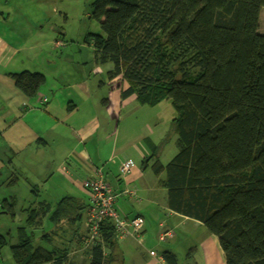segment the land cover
<instances>
[{"label": "trees", "instance_id": "1", "mask_svg": "<svg viewBox=\"0 0 264 264\" xmlns=\"http://www.w3.org/2000/svg\"><path fill=\"white\" fill-rule=\"evenodd\" d=\"M92 5L105 34H93L96 57L114 63L111 79L121 75L128 82L122 96L136 94L151 106L170 98L177 110L171 124L178 153L167 164L156 150L143 159L144 168L152 162L156 175L164 173L168 207L214 233L226 264H264V0H93ZM9 74L29 97L47 79L40 71ZM87 197L84 206L65 195L54 205L29 207L27 225L10 246L15 263L124 264L109 219L101 237L89 239V262L69 261L68 250L33 245L27 228L41 227L46 216L55 228L69 218L82 220ZM0 205L13 212L8 199ZM87 234L88 239V228ZM8 244L9 236L0 232V254ZM163 257L177 264L174 252Z\"/></svg>", "mask_w": 264, "mask_h": 264}, {"label": "rangeland", "instance_id": "2", "mask_svg": "<svg viewBox=\"0 0 264 264\" xmlns=\"http://www.w3.org/2000/svg\"><path fill=\"white\" fill-rule=\"evenodd\" d=\"M92 3L93 0H1L0 34H9V37L17 44H22L20 48L23 52L18 56H22L26 51L29 53H36L39 50L47 51L48 47H44L40 41L45 43V39H51L53 42L50 44L52 62H46L44 67L47 79L42 88L45 90L51 88H61L63 91L74 90V93H71L77 101L81 98L79 95L84 97L86 101H81L80 112L74 114L78 123L87 120L93 114V116L99 117L100 124L103 126L102 130H106L107 126L112 124L110 133L119 127L118 135L120 134V137L123 136L130 140L132 138L130 125L133 126V129L150 128L149 130L157 145V149H155L157 156L164 164H167L179 151L178 135L172 130L171 124L172 118L177 115V110L170 98L164 99L156 106L142 105L136 98H132L122 106L120 118L117 116L111 123V117H109L108 108L105 107L103 99L111 97L110 91L113 84L116 87L120 86L122 78H115L112 81L108 77V71L114 68V63H102L96 57L93 34L103 36L105 34L100 21L92 16ZM11 11L12 13L9 15ZM41 22L44 24V29L40 27ZM51 26L56 27V29L49 31ZM260 32H264V7L260 12ZM42 33L46 36L41 37ZM56 37L60 39L57 42L61 46L60 48L54 47ZM32 68H35L34 65ZM46 100L48 99L46 98ZM55 111L58 112V108ZM58 116L61 120L67 118L63 111H59ZM118 120H120V126L117 124ZM124 128H126L125 132ZM67 130L70 134V130L68 128ZM62 136H67L65 131L61 132L60 141ZM68 144L70 141L62 143V146ZM87 148L101 158L110 152L108 146L102 150L92 142L87 144ZM153 152L151 149V153ZM127 153H135V150L130 147ZM41 154L42 150L30 149L29 152H21L18 157L10 148L0 146V200L8 199L10 204H14L12 213L5 212V209L1 208L0 205V232L7 234L10 239V244L1 249L2 264H16L12 258L10 246L18 242L19 227L27 225L28 208L38 206L43 199H49L55 203L67 194L65 193L68 189L65 176H58L57 173L50 181L45 180V178L39 179L38 164L44 165V168L52 165L47 161L38 163ZM2 155L5 156L1 157ZM134 160L136 162L135 158ZM103 163L106 161L102 159L98 165L104 168ZM137 163L142 166L143 158L141 157ZM116 171V168L110 166L104 169L107 174V181L112 185L116 178ZM147 171L149 175L155 177L156 181L164 177V173L160 176L156 175L151 166L147 168ZM73 194L78 195L80 193L76 191ZM137 195L135 199L129 198L131 200L128 201L130 202L128 206L123 205L126 210H129V213H133L132 201L137 203L142 194L137 193ZM155 195L157 201H160L164 195H167V189L160 186ZM117 206L121 213L126 214L127 211L124 207L120 204ZM7 209L10 211L11 206ZM158 213L161 215V219H169L167 209L162 208ZM176 219L174 218L170 222L177 234L180 233L178 244L176 247H172L176 251L177 264H208L207 254L210 256L211 253L216 252L217 247L222 250L218 237L204 224H198L191 220L185 224H179ZM84 225L86 226V220ZM52 227H54L52 222L44 218L41 227L27 228L35 247L43 246L50 249L56 246L66 245L68 247L71 245L68 241L70 238L66 233V230L70 231V229L62 226L53 232ZM82 227L84 226L81 223L80 228ZM158 234L159 228L151 230L150 236L153 239L151 244L146 243L144 237V242L141 244L132 238H118L116 250L122 254L124 264H139L140 257L147 258V255L150 257L152 250L157 253L155 257L159 260L157 262L154 259L155 264H162L160 263L161 257L168 248L165 243H173L176 240L166 237L167 240L162 241ZM86 250L84 245L76 247L70 256L78 259L77 262H86L89 259ZM221 255L215 253L214 264H223L220 261Z\"/></svg>", "mask_w": 264, "mask_h": 264}, {"label": "crops", "instance_id": "3", "mask_svg": "<svg viewBox=\"0 0 264 264\" xmlns=\"http://www.w3.org/2000/svg\"><path fill=\"white\" fill-rule=\"evenodd\" d=\"M11 13L12 11L9 12V15H11ZM40 27H43L42 29H44V24L42 22ZM52 29H56V27L51 26L49 31ZM43 34L44 33L41 34V37L46 36V34ZM58 40L60 39L56 37L54 41V47L56 48L61 47L57 44ZM40 42H42L44 47H48L47 51L42 52L39 50V52L36 53H29L26 51L22 56H18L23 52L20 48L22 44H17L9 37V34H0V146H4L7 149L10 148L11 151L18 155V157L23 151L29 152L30 149L42 150L38 163L47 161L52 165L44 168V165L38 164L37 171L40 170L39 179L42 180L45 178V180L50 181L55 175H57V173L58 176H65L66 179H64L68 186V189L66 190L67 192H65L67 194L65 195H71L78 198L79 203H81L82 206L89 204L87 192L83 183L94 176L93 170L100 167L98 163L103 159V161H106V163H103L105 165L104 168L101 167L103 170L107 166L117 169L116 178L113 184L114 186L111 184L115 192L120 193L126 188V186H129L136 188L138 193L142 194L137 203L134 201L131 203L133 206V213H129V210H126L123 205L128 206V203H130L128 201L132 198L135 199V197L121 194L119 196L121 198L118 197L117 204H120L127 211L125 212L126 214L123 212L122 214L127 217L140 214L145 217L143 237L145 238L146 243H152L153 239L150 236V232L154 228H159V237L165 232V230L169 228L173 229L174 236L168 238L176 241L173 243H165V246L168 247L166 251H172L176 254V251L172 247H176L178 244L180 233L177 234L176 229L172 226L173 224L170 220L177 218L176 220L179 221V224H185L189 220L198 224L202 223L196 219L189 218L188 216L171 210L168 207L167 195H164L163 199H160V201H157L155 198V193L157 192L158 187L162 186L160 181L161 178L159 181H156L155 177L149 175L147 171L148 167L144 168L143 163L142 166H139L137 163L141 157L143 159L150 157L155 153V149H157L155 147L157 146L155 144V139L152 137V133L149 130L150 128H143V130L138 128L133 129V126L130 125L132 130V138L130 140L123 136L120 137V134L118 135L119 127L117 130L115 129L110 133V126L112 124L108 125L106 130H102L103 126L100 124L99 117L93 116V114H91L90 118L87 120L78 123L74 114L80 112V103L81 101L86 100L81 95H79L81 97L78 99L79 102L75 100V96L71 93H74V90L63 91L61 88L45 90L41 86L39 93L36 96H26L16 87L14 79L9 73L31 70L40 71L46 75L44 67L47 63L52 62V47H50V44L53 42H51V39H45V43L43 41ZM33 65L35 68H32ZM119 77L122 78L121 75L115 78ZM115 78L110 79L113 81ZM128 86V82L122 78L120 86L116 87L115 84H113L112 90L110 91L111 97L103 99L105 107L108 108L111 123L117 116L120 118L123 105L129 100H132V98L137 99L136 94L127 97L122 96V91ZM45 97L48 100L44 101L43 99ZM57 108L58 112L63 111V113H66L67 118L65 120L59 118L60 116H58V112L55 111ZM70 120L72 122H69ZM117 124L120 126V120H118ZM67 128L70 130V134L68 133ZM62 131H65L67 136H62L60 141ZM125 131L126 128H124V132ZM66 141H70V144L62 146V143H65ZM90 142L95 143L102 150H105L106 146L109 147L110 152L107 156H104L105 159L104 157L101 158L99 155L88 150L87 144ZM142 142L144 143L142 144ZM130 147L135 150V153H127V150ZM151 149H153V153H151ZM3 156L5 155H2L1 157ZM133 157L136 159V162ZM124 159H132L134 161L131 172L127 175L122 174L119 170L121 162ZM151 164L149 166H151ZM76 191H79L80 194H73ZM51 201L52 200L49 199H43L41 202L47 203ZM54 204H56V202L52 203V205ZM162 208L168 210L169 219H161V215L158 211H161ZM86 212L87 209L85 210V215L82 220L74 221L69 218L65 221L63 220L60 223L61 226L59 228H55V226L52 227L53 232L54 230L62 228V226L70 229V231L66 230V233L70 238L68 241L71 245L68 247L66 245L56 247L66 251L68 250L69 261L76 263H82L77 262L78 259L76 260V258L70 256V254L75 251L76 247H82L83 245L84 249L90 247V240L89 238L87 239L88 234L86 232V226L84 225ZM44 218L49 219L48 216ZM81 223L84 226L82 228H80ZM128 238L136 240L139 244L144 242L140 241L138 238ZM88 249L89 248L86 250L87 253ZM215 253L219 255L224 254L223 250L217 247L216 252L211 253L210 256L207 254L208 264L215 263ZM156 255L157 253L154 255L150 254V257L147 255V258L140 257L139 264H155L154 259L156 261L158 260L155 257ZM88 257H90L89 254ZM220 261L221 263L226 264L224 255H221ZM86 262H89V259ZM160 263L165 264L167 261L164 257H161Z\"/></svg>", "mask_w": 264, "mask_h": 264}, {"label": "built area", "instance_id": "4", "mask_svg": "<svg viewBox=\"0 0 264 264\" xmlns=\"http://www.w3.org/2000/svg\"><path fill=\"white\" fill-rule=\"evenodd\" d=\"M133 164L131 159L123 160L120 165L121 173L127 175ZM93 172L94 176L92 179L84 182V188L90 197V205L86 212V226L90 234L89 239L95 240L100 238L102 223L106 219H109L115 225L119 238L134 237L140 241H144L145 217L140 214L127 217L119 211L117 206V200L121 194L137 197V189L126 186L122 192L117 193L105 179L102 169L95 168ZM173 236L174 231L167 229L160 236V240H167L166 237ZM151 254L154 255L155 252L152 250ZM0 264H2L1 258Z\"/></svg>", "mask_w": 264, "mask_h": 264}]
</instances>
